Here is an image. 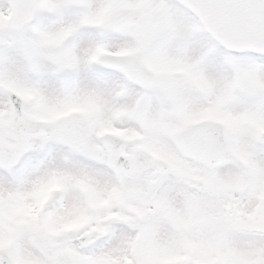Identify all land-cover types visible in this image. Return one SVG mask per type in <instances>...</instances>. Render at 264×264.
<instances>
[{
  "label": "snow or ice",
  "instance_id": "1",
  "mask_svg": "<svg viewBox=\"0 0 264 264\" xmlns=\"http://www.w3.org/2000/svg\"><path fill=\"white\" fill-rule=\"evenodd\" d=\"M0 264H264V0H0Z\"/></svg>",
  "mask_w": 264,
  "mask_h": 264
}]
</instances>
